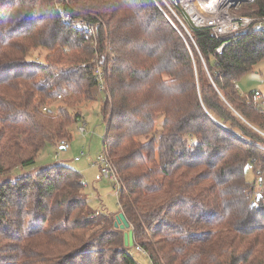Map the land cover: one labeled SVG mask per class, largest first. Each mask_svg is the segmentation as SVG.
I'll return each mask as SVG.
<instances>
[{"label": "trees", "instance_id": "trees-1", "mask_svg": "<svg viewBox=\"0 0 264 264\" xmlns=\"http://www.w3.org/2000/svg\"><path fill=\"white\" fill-rule=\"evenodd\" d=\"M59 3L70 24L55 0H0V264H138L137 247L151 264H264V101L238 86L264 61V31L217 36L173 0ZM234 13L263 19L264 0ZM39 49L45 63L29 61ZM98 66L133 248L118 214L92 209L81 173L34 168L71 141Z\"/></svg>", "mask_w": 264, "mask_h": 264}, {"label": "rangeland", "instance_id": "rangeland-1", "mask_svg": "<svg viewBox=\"0 0 264 264\" xmlns=\"http://www.w3.org/2000/svg\"><path fill=\"white\" fill-rule=\"evenodd\" d=\"M47 51L45 49L32 51L27 59L29 61L45 63ZM108 70L110 72V69ZM238 86L242 95L253 92L261 95L259 97V103H263L264 61L260 62L253 72L243 76L238 81ZM104 98V95L98 88L94 101L76 106L74 110L75 114H80L87 123V134L82 135L78 132V127L82 125V122L75 124L71 128L72 139L68 142L69 148H65V151H63L60 147L48 146L41 153L34 168L35 170H39L40 168L60 164L78 171L82 174L85 184H87L85 192L92 209L117 215L120 213V207L119 200L116 197L115 182L103 178L100 168L96 165L94 166L105 149L104 138L107 125L101 115V106ZM162 123L163 116L161 115L157 119V130L161 129ZM29 171L28 168L25 171L16 170L15 174H23ZM247 177L250 181L255 180V176L251 173H247ZM257 186L259 190L264 191V183L262 185L258 183ZM132 255L138 264H151L149 258L144 253L133 251Z\"/></svg>", "mask_w": 264, "mask_h": 264}, {"label": "built area", "instance_id": "built-area-1", "mask_svg": "<svg viewBox=\"0 0 264 264\" xmlns=\"http://www.w3.org/2000/svg\"><path fill=\"white\" fill-rule=\"evenodd\" d=\"M56 1L57 11L62 17V21L65 24H70L71 17L66 14L63 10L62 3L59 0ZM250 2L253 0H173V3L179 6L189 21L196 28H207L211 30L217 36L224 35H247L250 31H264V18H253L249 16H242L235 14L234 11L237 10L242 4ZM76 28H86L88 33L95 35V29L86 24L76 23ZM223 47L219 48L221 50ZM97 79L100 82V91L105 90V76L101 66L96 68ZM61 96H59L60 98ZM254 102H259V98L256 97ZM264 112V106L261 107ZM82 125H79L78 132L82 135L87 134V123L82 118L80 121ZM63 148H69L68 142H62ZM94 166L100 168L101 175L103 178L108 180H113L116 185V197L119 198L121 192V183L116 169L114 168L110 156L108 153L104 152ZM253 166L250 164L247 166V171H252ZM258 183L262 185L264 183L263 175L258 172ZM138 252L144 253L145 251L137 247Z\"/></svg>", "mask_w": 264, "mask_h": 264}, {"label": "water", "instance_id": "water-1", "mask_svg": "<svg viewBox=\"0 0 264 264\" xmlns=\"http://www.w3.org/2000/svg\"><path fill=\"white\" fill-rule=\"evenodd\" d=\"M62 149L65 150V148ZM115 226L119 227L121 230H126V232L124 233L125 246L133 248L135 245L134 231L133 229H131L129 222L126 220L123 213H119L116 216Z\"/></svg>", "mask_w": 264, "mask_h": 264}, {"label": "crops", "instance_id": "crops-1", "mask_svg": "<svg viewBox=\"0 0 264 264\" xmlns=\"http://www.w3.org/2000/svg\"><path fill=\"white\" fill-rule=\"evenodd\" d=\"M78 123H80V121ZM61 150H63V149H61ZM63 151H65V150H63Z\"/></svg>", "mask_w": 264, "mask_h": 264}]
</instances>
